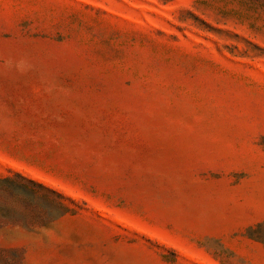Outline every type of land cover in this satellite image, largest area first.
Here are the masks:
<instances>
[{"label":"rangeland","instance_id":"1","mask_svg":"<svg viewBox=\"0 0 264 264\" xmlns=\"http://www.w3.org/2000/svg\"><path fill=\"white\" fill-rule=\"evenodd\" d=\"M0 264H264V0H0Z\"/></svg>","mask_w":264,"mask_h":264}]
</instances>
